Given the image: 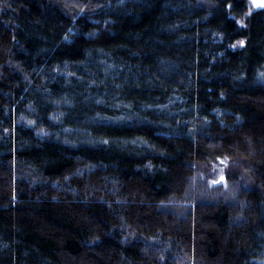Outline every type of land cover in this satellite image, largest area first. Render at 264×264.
<instances>
[{
	"label": "trees",
	"instance_id": "16d2710c",
	"mask_svg": "<svg viewBox=\"0 0 264 264\" xmlns=\"http://www.w3.org/2000/svg\"><path fill=\"white\" fill-rule=\"evenodd\" d=\"M248 6L0 0V264H264Z\"/></svg>",
	"mask_w": 264,
	"mask_h": 264
},
{
	"label": "rangeland",
	"instance_id": "374dc122",
	"mask_svg": "<svg viewBox=\"0 0 264 264\" xmlns=\"http://www.w3.org/2000/svg\"><path fill=\"white\" fill-rule=\"evenodd\" d=\"M261 5L260 0H249V6H248V13L254 9L255 7H258ZM240 40L237 41L236 44H240ZM258 80L264 83V71L260 72L257 76ZM230 168V160L228 157L225 159H220L218 162L214 163L211 166L212 172H211V177L209 178L212 185H226L227 182V170ZM223 177V179H221ZM224 193H227V197H233L234 196V190L230 187L226 188Z\"/></svg>",
	"mask_w": 264,
	"mask_h": 264
},
{
	"label": "snow or ice",
	"instance_id": "6c2138e0",
	"mask_svg": "<svg viewBox=\"0 0 264 264\" xmlns=\"http://www.w3.org/2000/svg\"><path fill=\"white\" fill-rule=\"evenodd\" d=\"M261 6H264V0H261ZM223 179V177H221Z\"/></svg>",
	"mask_w": 264,
	"mask_h": 264
},
{
	"label": "water",
	"instance_id": "95a60500",
	"mask_svg": "<svg viewBox=\"0 0 264 264\" xmlns=\"http://www.w3.org/2000/svg\"><path fill=\"white\" fill-rule=\"evenodd\" d=\"M261 1V0H260Z\"/></svg>",
	"mask_w": 264,
	"mask_h": 264
}]
</instances>
